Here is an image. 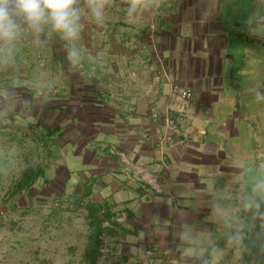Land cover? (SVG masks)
<instances>
[{
	"label": "crops",
	"instance_id": "0c3cea01",
	"mask_svg": "<svg viewBox=\"0 0 264 264\" xmlns=\"http://www.w3.org/2000/svg\"><path fill=\"white\" fill-rule=\"evenodd\" d=\"M77 6L75 38L24 24L25 37L0 41V195L18 151L12 179L44 159L45 182L67 177L112 215L98 264H239L246 232H264V192L253 191L264 180V0H153L132 15L128 0H108L99 22L87 0ZM176 86L193 93L184 126ZM153 106L177 128L162 147L169 130ZM124 156L162 192L129 176Z\"/></svg>",
	"mask_w": 264,
	"mask_h": 264
},
{
	"label": "rangeland",
	"instance_id": "374dc122",
	"mask_svg": "<svg viewBox=\"0 0 264 264\" xmlns=\"http://www.w3.org/2000/svg\"><path fill=\"white\" fill-rule=\"evenodd\" d=\"M61 93L62 86H54L52 95L57 97ZM21 155L18 151H9L7 156L12 163L9 167L12 177L7 182V195H0V264H36L49 253L57 258L52 264H64L65 257H71L73 264H82L96 229L88 211L93 198L81 197L79 183L68 182L67 177L45 182L48 167L41 166L44 159L35 157L27 161L28 165L41 168L45 176L32 188L14 193L24 169L19 163H25L26 157ZM85 187L92 194L91 185ZM211 239L202 237L199 241L208 243Z\"/></svg>",
	"mask_w": 264,
	"mask_h": 264
},
{
	"label": "clouds",
	"instance_id": "9594fccd",
	"mask_svg": "<svg viewBox=\"0 0 264 264\" xmlns=\"http://www.w3.org/2000/svg\"><path fill=\"white\" fill-rule=\"evenodd\" d=\"M153 0H128V14L138 8H147ZM80 0H0V41L11 42L17 38L26 24L35 32L43 30L45 24L63 34L65 38H75L81 20ZM108 0H87L91 13L99 22ZM75 55L71 53L70 56ZM253 191L264 192V180L258 181ZM247 208H259L256 201L245 204Z\"/></svg>",
	"mask_w": 264,
	"mask_h": 264
},
{
	"label": "trees",
	"instance_id": "16d2710c",
	"mask_svg": "<svg viewBox=\"0 0 264 264\" xmlns=\"http://www.w3.org/2000/svg\"><path fill=\"white\" fill-rule=\"evenodd\" d=\"M41 176V169L29 166L22 179L16 184L14 193L18 194L32 188ZM98 206L99 205L93 202L89 205L90 217L95 221L96 229L90 239V244L87 249V264H98L100 254L102 255L105 239L103 224L105 222L116 223L111 214L104 211L102 212V207L98 210ZM243 248L244 255L239 264H264V232L260 230H258V232H246V240Z\"/></svg>",
	"mask_w": 264,
	"mask_h": 264
},
{
	"label": "built area",
	"instance_id": "2783aa9c",
	"mask_svg": "<svg viewBox=\"0 0 264 264\" xmlns=\"http://www.w3.org/2000/svg\"><path fill=\"white\" fill-rule=\"evenodd\" d=\"M29 32L28 28L25 27L22 29V31L20 32V35L22 37H25L26 34ZM83 74H85L83 72ZM173 91L175 93H178L179 97L182 100V104L179 106L176 115L178 116V122L179 125L184 126L187 122V104L192 100L193 98V93L190 90H183L180 87L176 86L174 87ZM164 116V117H163ZM151 117L153 118V120H161L164 119L165 124L168 128V132H166L163 136L162 142L160 143L161 147L164 146L166 143L171 142L172 136L170 134V130H174L175 132H177V128L174 125V120L172 117V114L170 111H166L165 114L163 115L162 112H159L156 106L151 107ZM124 162L126 164V172L129 176L133 177L134 179H140V181L145 184V185H149L152 186L156 191L158 192H162L161 190V183H160V178L152 173L149 172V170L146 167L140 166V165H133L130 163V161L128 159L125 158L124 156ZM125 218L121 217V219L119 220V222H124ZM107 248H105V250H103V252L106 254L108 253V251H106ZM151 250H149V254H151L150 252Z\"/></svg>",
	"mask_w": 264,
	"mask_h": 264
}]
</instances>
